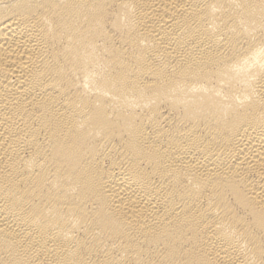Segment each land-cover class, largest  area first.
<instances>
[{
    "label": "bare ground",
    "instance_id": "obj_1",
    "mask_svg": "<svg viewBox=\"0 0 264 264\" xmlns=\"http://www.w3.org/2000/svg\"><path fill=\"white\" fill-rule=\"evenodd\" d=\"M0 264H264V0H0Z\"/></svg>",
    "mask_w": 264,
    "mask_h": 264
}]
</instances>
